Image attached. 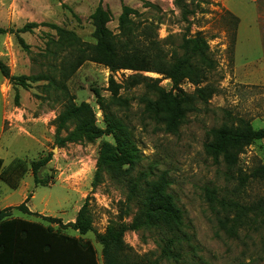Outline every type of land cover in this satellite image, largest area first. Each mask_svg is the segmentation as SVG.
Instances as JSON below:
<instances>
[{"label":"rangeland","instance_id":"rangeland-1","mask_svg":"<svg viewBox=\"0 0 264 264\" xmlns=\"http://www.w3.org/2000/svg\"><path fill=\"white\" fill-rule=\"evenodd\" d=\"M255 7L242 0L235 4L240 12L250 11L248 24L257 22L251 17ZM126 8L137 13L134 19L158 25V38L169 52L178 50L184 38L201 35L208 42L216 70L199 85L187 80L176 84L152 72L113 73L86 62L69 79H60L59 70L75 59L80 46L97 45L94 14L106 13L107 28L118 35ZM27 25L31 28L23 30ZM0 29L5 31L0 34V63L9 72L5 77L0 70V158L5 162L0 176L1 211L7 206L12 218L42 223L90 243L98 264L105 263L100 238L112 225L127 227L126 254L134 262L264 264V182L249 180L240 186L237 179L238 171L249 175L264 166V139L245 148L232 173L204 149L212 130L232 126L238 118L255 130L264 128V31L245 27L237 34L238 23L218 0H179L174 7L168 0H0ZM59 31L77 41L62 40ZM112 79L121 86L117 97L110 90ZM59 83L61 88L66 85L77 106L91 107L96 125L104 131L102 137L69 142L74 127L58 131L55 122L65 105ZM158 88L165 92L173 112H160L162 104L159 109L153 106L159 101ZM104 109L123 123L138 150L134 176L150 169L169 173L171 192L184 211L183 230L189 237L181 250L176 249L180 254L176 258L163 255L166 244L157 230L133 227L137 209L121 180L106 170L98 175L104 144H115L107 131ZM174 120L176 126H170ZM48 158L49 162L40 164ZM207 186L243 206L261 204L249 213L257 222L230 237L207 203ZM23 203L34 215L17 209ZM84 207L93 229L81 235L72 224Z\"/></svg>","mask_w":264,"mask_h":264},{"label":"trees","instance_id":"trees-1","mask_svg":"<svg viewBox=\"0 0 264 264\" xmlns=\"http://www.w3.org/2000/svg\"><path fill=\"white\" fill-rule=\"evenodd\" d=\"M177 1L179 3V0H175V4ZM228 14L236 23L239 22L233 15ZM135 15L137 13L134 10L126 8L119 20V34L114 35L107 28L108 15L98 10L93 16L97 45L89 49L80 46L74 52L75 59L67 61L59 70L60 79H69L86 62L103 65L113 73L121 70L152 72L164 75L176 84L187 80L199 85L209 73L216 70V62L210 55L208 42L201 35L194 39L184 38L178 50L169 52L158 38V25L138 21L133 18ZM29 28L31 25H27L23 30ZM4 32L0 29V34ZM59 32L62 40L77 41L70 33ZM0 70L5 77L9 76L7 67L1 63ZM44 77L50 79L47 74H44ZM57 88L62 90L65 100L64 110L55 122L58 131L74 127L69 134V142L81 140L92 142L102 137L104 131L96 125L91 107L85 103L77 106L70 97L66 85L61 88L59 83ZM150 88L153 86L150 85ZM120 89L121 86L112 79L110 90L114 97H117ZM157 90L160 97L159 101L153 104L155 109H159L162 104L163 109L160 112H173L169 109L170 101L165 92L160 88ZM198 92L202 96L205 95L203 90ZM104 113L107 131L113 135L115 144H104L98 175L106 170L112 177L121 180L128 191L129 200L137 209L133 227L157 230L166 244L163 255L168 258L178 257L180 254L175 253L176 249L181 250L184 241L189 237L183 230L184 211L171 192L173 183L169 173L163 171L156 174L150 169L139 171L134 176L132 172L139 163L138 150L125 131L123 123L105 109ZM170 126L175 127L176 121L170 122ZM262 139L264 128L255 130L248 121L238 118L232 126L212 130V139L205 144L204 149L216 163L221 159L227 170L232 173L237 168V159L245 148ZM49 161L50 158L41 161L40 164L45 165ZM124 167L127 169H123ZM2 168L3 160L0 159L1 177ZM33 175L35 184H38L37 166L33 167ZM237 179L240 186H245L249 180L264 182V166L257 167L249 175L238 171ZM204 193L211 211L218 218L219 225L230 237H235L241 229L257 222L250 218L249 213L259 210L261 204L256 207L243 206L238 201L221 197L216 188L209 186L204 188ZM29 200L30 197L26 202ZM17 209L34 215L25 203ZM72 226L81 235L92 231V219L85 207L81 209ZM126 231L125 225H112L107 229L106 235L100 238L104 264H143L128 258L124 243ZM0 264H98V261L90 243H82L79 239L54 231L42 223L12 218L8 214V209H5L0 211Z\"/></svg>","mask_w":264,"mask_h":264},{"label":"crops","instance_id":"crops-1","mask_svg":"<svg viewBox=\"0 0 264 264\" xmlns=\"http://www.w3.org/2000/svg\"><path fill=\"white\" fill-rule=\"evenodd\" d=\"M222 7L225 9L226 12L230 13L231 15H233L235 18L238 19V30H237V34H239L241 28H245L248 27L250 29L253 30H260V31H264V0H242L245 1L248 5L252 4L255 5V9H256V13H254L253 15H251L252 19H254L257 22H253L248 24V22L246 23V19H248L249 15L248 13H250V11L248 12L247 10H244L243 12H240L238 9L235 8V4L238 3L240 0H218ZM169 6H173L174 7V3L175 0H168ZM239 12V13H238ZM250 16V15H249ZM3 160V168L2 170H4L5 168V162L3 158H0ZM3 174V172H2ZM7 206H4V208L2 209V211L4 209H6ZM1 211V210H0ZM25 220V219H24ZM34 222V221H32Z\"/></svg>","mask_w":264,"mask_h":264}]
</instances>
